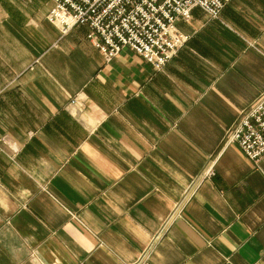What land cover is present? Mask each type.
I'll return each mask as SVG.
<instances>
[{"label": "crops", "instance_id": "obj_1", "mask_svg": "<svg viewBox=\"0 0 264 264\" xmlns=\"http://www.w3.org/2000/svg\"><path fill=\"white\" fill-rule=\"evenodd\" d=\"M52 5L0 0V264H132L155 236L150 264H264V157L227 143L264 92V0L194 8L162 71Z\"/></svg>", "mask_w": 264, "mask_h": 264}, {"label": "built area", "instance_id": "obj_2", "mask_svg": "<svg viewBox=\"0 0 264 264\" xmlns=\"http://www.w3.org/2000/svg\"><path fill=\"white\" fill-rule=\"evenodd\" d=\"M231 0H53L48 20L63 34L76 26L90 29L88 39L100 49L107 61L123 50L131 49L146 59L156 71H162L188 42L189 36L177 26L189 21L196 7L209 17L219 18ZM81 101L77 95L71 104ZM247 157L259 162L264 157V92L243 110L227 136ZM8 140H4L7 143ZM13 153L20 148L9 144ZM212 174V171L209 172ZM184 200L177 204L172 216L180 213ZM158 236L143 249L132 264H150L151 253Z\"/></svg>", "mask_w": 264, "mask_h": 264}, {"label": "rangeland", "instance_id": "obj_3", "mask_svg": "<svg viewBox=\"0 0 264 264\" xmlns=\"http://www.w3.org/2000/svg\"><path fill=\"white\" fill-rule=\"evenodd\" d=\"M228 134H229V133H228ZM227 143H229V142H228V138H227ZM234 144H235V143H234Z\"/></svg>", "mask_w": 264, "mask_h": 264}]
</instances>
